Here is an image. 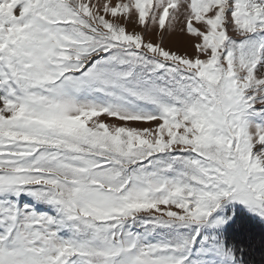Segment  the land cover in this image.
<instances>
[{"label": "snow or ice", "instance_id": "6c2138e0", "mask_svg": "<svg viewBox=\"0 0 264 264\" xmlns=\"http://www.w3.org/2000/svg\"><path fill=\"white\" fill-rule=\"evenodd\" d=\"M235 202L264 219V0H0V264H242Z\"/></svg>", "mask_w": 264, "mask_h": 264}, {"label": "trees", "instance_id": "16d2710c", "mask_svg": "<svg viewBox=\"0 0 264 264\" xmlns=\"http://www.w3.org/2000/svg\"><path fill=\"white\" fill-rule=\"evenodd\" d=\"M230 212L235 215L222 231L225 243L236 246L242 264H264V219L240 204H235Z\"/></svg>", "mask_w": 264, "mask_h": 264}, {"label": "rangeland", "instance_id": "374dc122", "mask_svg": "<svg viewBox=\"0 0 264 264\" xmlns=\"http://www.w3.org/2000/svg\"><path fill=\"white\" fill-rule=\"evenodd\" d=\"M151 38H152V39H156L155 35H153ZM171 46H172L173 48L179 47V50H181V51H188L189 53H192V52H193V49H192L191 47L187 46L186 44H185V45H179V46H177V45H175V44H172ZM235 204H240V203L235 202V203H231V204H229V205L226 206V208H225V212H226V214H228L227 211L230 212V210H231V211L234 210V208H235ZM240 205H242V204H240ZM239 207H241V206H239ZM247 210H248V209H247ZM248 211H249V210H248ZM231 213H232V212H230V214H228V215H231ZM258 217H259V216H258ZM259 218H260V217H259ZM261 219H262V218H261ZM225 226H226V225H225ZM225 226L223 227L222 231L225 229Z\"/></svg>", "mask_w": 264, "mask_h": 264}]
</instances>
